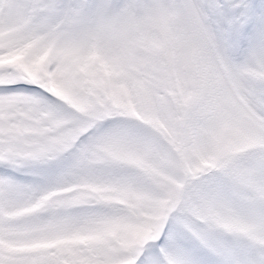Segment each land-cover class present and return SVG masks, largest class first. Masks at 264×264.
Listing matches in <instances>:
<instances>
[{
    "label": "snow or ice",
    "instance_id": "obj_1",
    "mask_svg": "<svg viewBox=\"0 0 264 264\" xmlns=\"http://www.w3.org/2000/svg\"><path fill=\"white\" fill-rule=\"evenodd\" d=\"M160 51L219 74L238 145L214 126L177 134L190 115L163 94ZM14 54L0 63V264H264V240L212 231L228 180L264 203V0H0V59Z\"/></svg>",
    "mask_w": 264,
    "mask_h": 264
},
{
    "label": "rangeland",
    "instance_id": "obj_2",
    "mask_svg": "<svg viewBox=\"0 0 264 264\" xmlns=\"http://www.w3.org/2000/svg\"><path fill=\"white\" fill-rule=\"evenodd\" d=\"M22 60L23 56L21 54H14L7 59H0V63L18 64ZM185 63L186 68L184 72L171 75L173 83L168 89L182 93L183 106L190 115V120L187 124L176 128L177 134L190 137L194 129H199L201 126L206 125V120L204 123H200L198 119L201 110V112L204 111L209 116H212L216 121L214 127L220 132L222 143L240 142L239 126L227 124L223 119L231 111L232 101L219 78V74L194 53L186 59ZM211 94H215V96L205 107L202 104L196 103L200 102L202 97ZM155 124L167 133V129L160 120L157 119ZM180 128L182 129L180 130Z\"/></svg>",
    "mask_w": 264,
    "mask_h": 264
},
{
    "label": "clouds",
    "instance_id": "obj_3",
    "mask_svg": "<svg viewBox=\"0 0 264 264\" xmlns=\"http://www.w3.org/2000/svg\"><path fill=\"white\" fill-rule=\"evenodd\" d=\"M159 3V0H155ZM191 54L188 55V58ZM154 59L158 62L162 61L168 65V71L171 75L180 74L185 71L186 60H181L179 62H170L169 55L167 52L160 51L154 54ZM246 73H257L260 71L255 65H250L244 70ZM218 119V118H216ZM215 120L212 116H208L206 119V125L213 127ZM233 145H238L239 142H233ZM227 179V178H226ZM230 189L232 191V198H225L223 200L222 207L217 209V215L213 216L214 223L223 224L226 227H214L213 234L224 240L232 241L235 236L233 233L240 236H247L249 240L245 242L249 243H259L264 240V233H261L256 227L255 223L259 220L262 214H264V203H256L255 205H250L247 201L243 199L236 198V193L240 192L242 189L236 185H233L230 180H228ZM222 213L223 215H219ZM219 260V258H217Z\"/></svg>",
    "mask_w": 264,
    "mask_h": 264
}]
</instances>
